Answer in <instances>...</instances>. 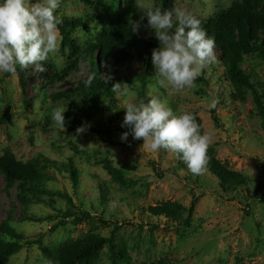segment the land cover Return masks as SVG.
I'll use <instances>...</instances> for the list:
<instances>
[{
  "label": "rangeland",
  "instance_id": "1",
  "mask_svg": "<svg viewBox=\"0 0 264 264\" xmlns=\"http://www.w3.org/2000/svg\"><path fill=\"white\" fill-rule=\"evenodd\" d=\"M108 9L95 0H62L58 9L62 16L80 17L87 28L70 29L71 43L79 53L97 41L104 27H111L129 0H104ZM160 0H134L131 24L139 21V3L158 7ZM234 0H174L175 8L186 9L202 20L215 17ZM264 14V0L259 4ZM138 33L151 42L157 41L146 18ZM86 37V39H82ZM218 58L219 50L214 49ZM69 46L60 47L58 56L43 62L45 71L33 67L18 69L17 74H0V154L7 151L21 161L40 156L50 161L47 178L38 190H21L9 185L0 172V225L8 224L22 235L20 250L10 255L5 264H48L39 246L55 249L62 242L93 230L112 237L116 253L126 254L119 264H264V119L249 94L245 101H234L219 61L207 66L196 81V88L174 93L158 83L152 68L144 80H138L143 67L136 60L128 65H113L93 50L103 79H121L127 95L114 93V100L104 101L98 109L81 107V94L70 99L63 92L86 82L90 72L88 61L70 70L64 77L58 74L70 64ZM264 91V62L254 54H245L241 64ZM55 77V78H53ZM53 78V80H52ZM264 100V92H262ZM158 97L176 112H191L198 116L203 131L212 134L208 152L242 172L248 185L223 191L217 177L207 169L193 175L174 153L161 149L153 152L143 146V139H133L122 127L128 101L147 103ZM212 99L218 101L210 108ZM264 102V101H263ZM57 106L66 108L65 127L54 126L51 112ZM86 126L77 133V128ZM101 160L110 161L134 185L115 183L102 167ZM71 163L76 182L67 170ZM18 182V181H16ZM71 196L77 208L90 212L92 218L73 223L65 216ZM23 197V199L21 198ZM197 199L191 221L181 225L164 216H152L145 208L162 201H176L189 206ZM28 217V218H26ZM2 235V234H1ZM7 240L12 239L8 235ZM93 264H112L107 244Z\"/></svg>",
  "mask_w": 264,
  "mask_h": 264
},
{
  "label": "trees",
  "instance_id": "2",
  "mask_svg": "<svg viewBox=\"0 0 264 264\" xmlns=\"http://www.w3.org/2000/svg\"><path fill=\"white\" fill-rule=\"evenodd\" d=\"M95 1L101 7L109 8L104 0ZM261 1L263 0H234L228 8L215 17L202 20V26L208 35L215 39L216 47L219 50L217 60L228 82L229 96L234 101H245L250 94L256 104L259 116L264 119L262 95L264 91L260 92L248 73L241 68L245 54H254L264 62V14L259 9ZM134 7V0H129L120 12L117 9L118 6L115 5L113 13L118 17L117 21L111 27H104L97 36V41L79 55L78 46L71 43L70 29L78 26L87 28V26L80 17L62 16L63 23L60 25V32L63 37L62 46H69L71 62L58 74V78L64 77L70 70L85 63V61H88L89 72L96 73L91 86H86V82L80 83L77 87L64 91L63 96L65 98L70 99L72 95L80 93L81 107H88L89 109H98L102 100L108 102L114 100L115 91L112 87L114 84H120L121 79H103L100 77L98 63L93 59L94 49H99L101 58L110 60L113 65H128L136 59L144 70L138 76V80L144 84L145 78L153 68L151 63L152 50L159 46V41L151 42L139 33L131 31V13ZM158 7L162 10L174 9V0H160ZM199 78L201 81H205L203 76ZM196 119L203 131L200 118L196 116ZM3 120L0 117V124ZM208 156L209 162L206 169L217 177L223 191L237 190L248 185V178L242 172L230 168L211 152H208ZM49 161L47 157L40 156L21 161L7 151L0 154V172L9 185L18 183L21 190L35 191L48 177L46 166ZM99 162L115 183L119 185H134L136 183V180L120 174L110 161L101 160ZM66 168L76 182V172L71 163ZM64 196L68 203V208L64 214L67 217H72L73 223L92 218L89 211L76 207L71 196L66 194ZM21 198L23 199V197ZM196 202L197 199H192L189 206H185L176 201H162L147 206L145 210L152 216H164L167 220L188 225ZM7 222L8 218L0 225V264H5L7 258L20 250L24 243L32 242L21 241L22 235L17 233ZM6 235L12 239L7 240ZM34 242L39 246L42 256L48 260V264H93L105 244L109 248L112 264H119L117 260H124L126 255L122 252L116 253L112 244V237H105L93 230L81 232L77 237L62 242L55 249L44 247L40 237ZM149 264L165 263L156 260Z\"/></svg>",
  "mask_w": 264,
  "mask_h": 264
},
{
  "label": "clouds",
  "instance_id": "3",
  "mask_svg": "<svg viewBox=\"0 0 264 264\" xmlns=\"http://www.w3.org/2000/svg\"><path fill=\"white\" fill-rule=\"evenodd\" d=\"M61 3L62 0H0V74L14 75L18 69L29 67L43 72V62L59 55L63 39V19L58 12ZM137 6L142 15L139 21L132 22L131 31L138 33L146 18L147 27L159 41L151 53L158 83L174 93L196 88L203 70L217 62L215 39L202 26V19L186 9L162 10L143 3ZM95 77V72L90 73L86 86H91ZM112 89L120 95L128 94L121 84H114ZM217 103L212 99L209 107L215 108ZM122 108V127L130 130L122 133V141L131 134L133 139H143V146L153 152L163 149L174 153L193 175L205 172L213 138L202 131L193 113L176 112L158 97L147 103L130 100ZM65 111V107L57 106L51 112L54 126L61 130L65 127ZM85 127L77 128V133L84 132Z\"/></svg>",
  "mask_w": 264,
  "mask_h": 264
}]
</instances>
